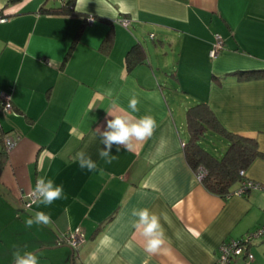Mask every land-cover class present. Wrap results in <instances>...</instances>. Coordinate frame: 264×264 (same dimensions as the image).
Returning a JSON list of instances; mask_svg holds the SVG:
<instances>
[{"label":"crops","instance_id":"crops-1","mask_svg":"<svg viewBox=\"0 0 264 264\" xmlns=\"http://www.w3.org/2000/svg\"><path fill=\"white\" fill-rule=\"evenodd\" d=\"M60 6V0H0V20L6 18L0 104L8 94L13 106L0 107V128L17 138L0 172V264H15V251L37 253L40 264H72L74 256L86 264L102 233L120 246L109 264H215L223 241L264 224V158L245 172L258 188L238 195L239 184L227 197L210 193L185 156L186 111L208 104L227 130L256 138L264 153V78L234 74L264 69V0H81L78 8L76 0L71 15L41 11ZM110 29L114 41L104 50ZM216 34L224 42L213 58ZM136 44L147 58L129 68ZM133 95L139 111L132 114H151L158 127L131 150L113 145L116 159L108 164L95 131L106 129L107 110L131 113ZM81 150L96 162L95 171L80 168ZM41 177L62 185L64 195L51 206L38 199L27 207ZM142 207L162 214L166 251H145L131 215ZM39 211L50 223L27 227ZM76 230L85 241L74 249L67 235ZM250 251L252 261L239 257L233 264H264V239Z\"/></svg>","mask_w":264,"mask_h":264},{"label":"trees","instance_id":"trees-1","mask_svg":"<svg viewBox=\"0 0 264 264\" xmlns=\"http://www.w3.org/2000/svg\"><path fill=\"white\" fill-rule=\"evenodd\" d=\"M76 0H65L60 7L42 8L43 13L47 14H74ZM87 23V22H86ZM80 33L72 43L70 51L77 43ZM114 41L113 30L110 29L106 35L102 48L108 50ZM70 53V52H69ZM147 58L146 50L140 45H134L127 55V64L129 68L138 63H142ZM239 79H259L264 78V69L237 71ZM186 124L189 133V139L185 143L184 152L187 162L191 168L196 171L199 166L206 169V175L202 179L204 187L212 194L227 197L233 194L235 186L248 180L245 177L246 170L257 158H264V153L259 148L256 138L243 136L227 130L213 110L204 102L197 103L186 111ZM209 135L217 136L227 142V148L222 157H216L209 152L204 143ZM6 134L0 128V141L2 147L0 150V172L7 158L5 144ZM244 172L242 175L241 172ZM249 189L245 190V193ZM72 264H78L76 257H73Z\"/></svg>","mask_w":264,"mask_h":264},{"label":"clouds","instance_id":"clouds-1","mask_svg":"<svg viewBox=\"0 0 264 264\" xmlns=\"http://www.w3.org/2000/svg\"><path fill=\"white\" fill-rule=\"evenodd\" d=\"M81 0H77V8ZM123 2V0H122ZM111 96V92H108ZM138 98L133 95L128 103L127 111L114 112L107 110V115L112 117L107 120V127L101 131L96 129V133L101 138V143L105 145L99 152V156L111 164L116 159L115 155L111 154L113 145H116L117 152L121 147L126 150H131L134 142H143L150 139L158 127L155 116L145 114L142 116H134L132 113H137ZM75 159L78 161L81 169L95 171L97 168L96 162L89 156L85 150L76 153ZM33 195L39 199L40 204L45 207L51 206L54 201L61 199L64 195L62 185H56L53 179L38 178ZM135 218L133 226L140 231L145 239V251L150 254H157L161 251H166L163 246L166 243V235L161 223V215L151 211L148 207L133 208L131 212ZM166 220L167 217L164 216ZM26 226L31 228L35 225H47L50 223V216L43 211L36 212L32 218L26 220ZM194 235H198L193 230ZM119 244L115 237L111 234L102 233L96 248L90 252L86 264H100L103 258V264H109L112 256L119 250ZM132 244L126 245V248L131 251ZM15 264H40L37 253L31 251H15L13 253ZM144 264H148L145 260Z\"/></svg>","mask_w":264,"mask_h":264},{"label":"built area","instance_id":"built-area-1","mask_svg":"<svg viewBox=\"0 0 264 264\" xmlns=\"http://www.w3.org/2000/svg\"><path fill=\"white\" fill-rule=\"evenodd\" d=\"M63 3L65 0H60ZM1 22L6 21V18H2ZM94 18L92 16L87 18V24H92ZM120 24L125 27L131 25V19L129 18H121L118 20ZM223 38L219 35H215V41L212 44L210 50V56L216 57L222 50H223ZM0 107L2 110L10 112L12 111V103H11V96L8 94H2ZM17 143V138L13 136H6L5 144L6 150L9 152L12 150ZM197 178L202 181L204 176L206 175V169L203 166H199L198 169L195 171ZM241 174L243 175L244 172L242 171ZM259 185L253 181L245 180L242 183V187L239 188L235 194L242 195L245 193L246 189H253L258 188ZM34 190V189H33ZM33 190L28 193L27 200L25 201V205L27 207H31L38 199L33 195ZM258 239H264V224L259 226L252 232H248L244 236L238 239H229L223 241L219 246V256L215 262V264H233V262L239 258L244 257L245 260L248 262L252 261L254 256L250 251L251 246L253 243ZM85 241L84 233L81 230H76L71 232L67 235V242L68 244L76 249L80 247L83 242Z\"/></svg>","mask_w":264,"mask_h":264},{"label":"rangeland","instance_id":"rangeland-1","mask_svg":"<svg viewBox=\"0 0 264 264\" xmlns=\"http://www.w3.org/2000/svg\"><path fill=\"white\" fill-rule=\"evenodd\" d=\"M187 135V133H186ZM1 143V141H0ZM2 145V143H1ZM205 148L211 152L213 155H215L216 157H222L224 152H225V147L224 144L222 142H220V140L218 139L217 136H213V135H209V138L207 139V141L204 143Z\"/></svg>","mask_w":264,"mask_h":264}]
</instances>
